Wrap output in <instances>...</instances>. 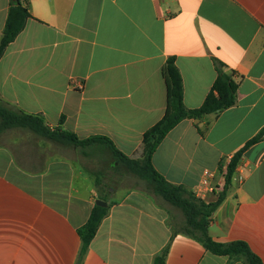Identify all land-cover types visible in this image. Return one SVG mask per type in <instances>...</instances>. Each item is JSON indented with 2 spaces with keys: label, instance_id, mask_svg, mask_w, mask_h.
Returning a JSON list of instances; mask_svg holds the SVG:
<instances>
[{
  "label": "crops",
  "instance_id": "1",
  "mask_svg": "<svg viewBox=\"0 0 264 264\" xmlns=\"http://www.w3.org/2000/svg\"><path fill=\"white\" fill-rule=\"evenodd\" d=\"M23 2L31 18L0 60V102L80 139L108 137L128 157L139 156L144 133L164 116L168 58L176 59L188 109L199 108L214 83V58L242 76L236 106L182 121L152 157L160 175L191 192L205 170L224 186L222 161L228 165L264 128V0ZM9 7L0 0V39ZM65 147L44 164L27 156L32 166L24 169L19 150L0 146V264H153L167 245L165 264L230 263L184 235L171 240L164 210L137 191L108 200L109 213L78 260V229L99 193ZM75 150L88 161L101 151L111 156L103 147L89 156ZM219 193L208 192L205 203ZM209 235L245 242L264 264V138L244 153Z\"/></svg>",
  "mask_w": 264,
  "mask_h": 264
},
{
  "label": "trees",
  "instance_id": "2",
  "mask_svg": "<svg viewBox=\"0 0 264 264\" xmlns=\"http://www.w3.org/2000/svg\"><path fill=\"white\" fill-rule=\"evenodd\" d=\"M31 18L29 6L23 0H10L7 20L0 39V60L7 47L23 32L26 22ZM217 73L203 104L196 109H188L184 104V88L181 73L176 65L175 57L166 60L162 67V75L166 83L167 101L164 116L154 126L148 129L142 138V144L137 158H131L120 152L113 141L105 136H92L80 139L75 133L61 126L50 128L46 125L41 114H28L0 102V138L8 131L21 129L29 131L43 139L49 140L74 149L81 150L83 156H89L87 150L92 147H103L110 151L115 163L125 166L132 174L146 182L152 192L165 202L179 209L183 222L178 231H172L171 240L181 234L189 237L216 256H225L230 263L242 261L244 264H263L249 246L242 241L220 243L209 235V226L218 207L225 200L233 176L241 164L244 153L264 138V128L249 140L231 158L226 167L225 187L217 201L205 203L198 199L194 192L168 182L160 175L152 164V157L165 137L182 121L186 119L200 120L206 115L219 114L238 103V88L243 77L235 79L236 73L228 70L227 66L213 59ZM63 120V118H62ZM61 120V121H62ZM61 124V123H60ZM225 161L220 164L223 169ZM96 187L99 199L108 202L101 190L100 176L96 177ZM111 205L103 208L94 205L86 223L78 229L82 247L78 260H82L95 238L102 221L107 217ZM170 245H167L160 255L156 256L153 264H165Z\"/></svg>",
  "mask_w": 264,
  "mask_h": 264
},
{
  "label": "rangeland",
  "instance_id": "3",
  "mask_svg": "<svg viewBox=\"0 0 264 264\" xmlns=\"http://www.w3.org/2000/svg\"><path fill=\"white\" fill-rule=\"evenodd\" d=\"M0 146L19 150L20 155L18 158L20 161L25 162L24 164L20 162V166L24 169L32 166L27 164L30 161V159L26 160L27 156L33 157L34 160L39 161L38 163L44 164L49 156L57 158L60 154L59 148L64 147L21 129L5 133L0 138ZM26 152L29 154L26 155ZM64 153L74 161L84 164L90 170L89 173L84 174L92 178L93 181L97 175L100 176V188L107 200L117 202L129 192L137 191L164 210L167 217L166 224L172 231H178L181 228L184 219L181 211L165 202L161 197L156 196L146 182L132 174L125 166L115 163L107 151L95 153L93 159L89 161L72 147H65Z\"/></svg>",
  "mask_w": 264,
  "mask_h": 264
},
{
  "label": "built area",
  "instance_id": "4",
  "mask_svg": "<svg viewBox=\"0 0 264 264\" xmlns=\"http://www.w3.org/2000/svg\"><path fill=\"white\" fill-rule=\"evenodd\" d=\"M82 85H79L78 88H81ZM226 167L227 165L223 166L222 170H218V174L221 175V177L224 180V186L220 187L218 184H216L215 178L217 175V172H213L210 170H205L202 176V179L200 181V184L193 190L194 195L205 202L206 199V194L208 192H214L216 190H220L219 195L223 192L224 187H225V176H226Z\"/></svg>",
  "mask_w": 264,
  "mask_h": 264
},
{
  "label": "water",
  "instance_id": "5",
  "mask_svg": "<svg viewBox=\"0 0 264 264\" xmlns=\"http://www.w3.org/2000/svg\"><path fill=\"white\" fill-rule=\"evenodd\" d=\"M95 205L103 207V208H107L108 207V203L105 201H102L100 199L96 200Z\"/></svg>",
  "mask_w": 264,
  "mask_h": 264
}]
</instances>
